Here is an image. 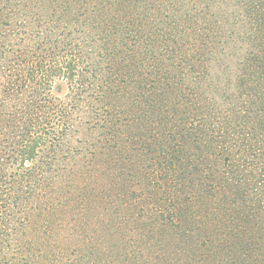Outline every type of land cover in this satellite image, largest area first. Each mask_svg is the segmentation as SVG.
<instances>
[{"label":"trees","instance_id":"1","mask_svg":"<svg viewBox=\"0 0 264 264\" xmlns=\"http://www.w3.org/2000/svg\"><path fill=\"white\" fill-rule=\"evenodd\" d=\"M0 264H264V0H0Z\"/></svg>","mask_w":264,"mask_h":264}]
</instances>
